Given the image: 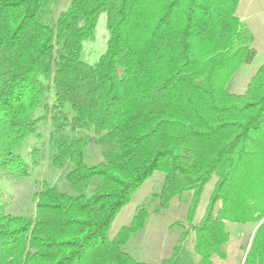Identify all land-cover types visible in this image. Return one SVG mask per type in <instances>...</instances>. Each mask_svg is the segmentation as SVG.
Here are the masks:
<instances>
[{"label": "trees", "instance_id": "trees-1", "mask_svg": "<svg viewBox=\"0 0 264 264\" xmlns=\"http://www.w3.org/2000/svg\"><path fill=\"white\" fill-rule=\"evenodd\" d=\"M238 2L70 0L48 23L51 0H0V174L28 175L15 150L40 124L50 165L67 168L65 190L35 183L29 213L7 212L0 191V264H213L228 222L255 227L239 264H264V64L241 93L220 82L255 54ZM101 13L109 38L89 65L79 51ZM88 145L96 164L85 163ZM155 173L152 212L174 199L187 211L170 255L145 263L123 249L145 208L108 231Z\"/></svg>", "mask_w": 264, "mask_h": 264}, {"label": "rangeland", "instance_id": "rangeland-1", "mask_svg": "<svg viewBox=\"0 0 264 264\" xmlns=\"http://www.w3.org/2000/svg\"><path fill=\"white\" fill-rule=\"evenodd\" d=\"M70 0H51L52 14L48 23H52L57 15L64 11ZM236 16L253 36L252 48L255 51L248 63L235 64L224 71L220 77L222 86H227L231 92L244 91L254 72L264 64V0H239ZM109 33L105 25V15L101 13L96 21L93 37L82 43L79 59L89 65L97 63L105 52ZM49 126L40 124L34 134L29 135L15 150L28 165V175L21 179H13L0 174V191L6 200V211L11 214H25L33 210L32 196L35 183L46 180L61 190H65L64 176L67 168H55L49 163L51 144L49 142ZM38 149L39 154L32 155L31 151ZM100 153L93 145L86 148L85 163L96 164ZM162 180L161 173H155L146 180L136 192L131 201L117 214L113 220L108 235L113 236L123 225L129 224L134 213L140 207L145 208L147 219L144 227L130 235L123 246L124 251L136 260L145 263H159L167 258L173 244L180 233V227L173 225L185 218L187 204L172 200L167 208L152 212L155 202L151 195L159 190ZM214 179L204 187L201 200L196 208L195 219L198 220L205 209ZM226 229L230 234L224 259H217L213 264H239L245 241L254 232V225L228 222Z\"/></svg>", "mask_w": 264, "mask_h": 264}]
</instances>
